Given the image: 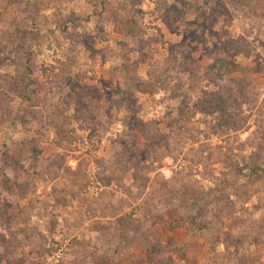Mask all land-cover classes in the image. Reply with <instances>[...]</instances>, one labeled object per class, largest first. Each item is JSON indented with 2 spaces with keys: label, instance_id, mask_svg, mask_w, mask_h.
I'll return each instance as SVG.
<instances>
[{
  "label": "rangeland",
  "instance_id": "rangeland-1",
  "mask_svg": "<svg viewBox=\"0 0 264 264\" xmlns=\"http://www.w3.org/2000/svg\"><path fill=\"white\" fill-rule=\"evenodd\" d=\"M115 2L0 0V58L6 55L3 33L22 28L29 14L36 18V25L27 30L31 34L24 47L33 51L35 60L30 63L38 74L40 97L36 117L27 123L20 119L28 116L19 98L0 96V181L19 178L26 187L24 194L0 190V207L6 206L13 216L21 211L12 221L0 215V262L101 264L110 257L139 259L138 237L151 231L163 244L173 239L175 251L183 254L182 259L174 256L176 264H236L230 253L242 254L251 264H264V175L255 180L248 174L254 151L264 167V123L258 128L255 122L256 109L264 113V0H259L248 18L241 10L209 5L203 20L194 9V0H121L118 6ZM93 11L101 13L99 18L93 17ZM116 13L123 16L119 25L106 24ZM131 17H135L136 39L126 32ZM200 21L206 36L219 34L215 42L222 49L217 54L236 53L235 63L255 70L252 91L228 98L223 81L218 86L205 76L212 61L205 43L189 42L200 34L196 25ZM84 33L94 46L81 44L79 37ZM120 42L125 51H131L129 68L124 71ZM94 51L106 57L98 54L92 60ZM140 54L143 62L136 67V75L142 79H146L148 65L173 67L180 78L176 99L160 88L144 93L131 87L130 82L136 80L130 69ZM190 67L197 69L190 73ZM78 72H85L84 84L103 95L116 85L131 88V99L140 110L129 115L121 108L107 117L99 114V107L89 116L76 108V102L65 106L67 90L59 85ZM204 96L218 106L220 97L228 103L220 110L209 101L207 110L188 117V111ZM128 115L134 122L156 121L166 144L125 156L124 120ZM175 134L178 139L173 140ZM247 139L254 145L237 146ZM10 158L13 164L7 163ZM59 164L84 177L82 200L70 198L68 188L81 185L75 184L78 179L71 173L62 172ZM231 171L237 175L226 176L225 184L233 180L226 196L221 192L224 183L216 179ZM208 190H216L219 203L209 202L201 223H209L216 205L222 207L212 234L174 219L181 202ZM63 198L70 204L58 202ZM118 217L124 219L121 225ZM99 227H105L104 231ZM231 236L237 238L233 244H229Z\"/></svg>",
  "mask_w": 264,
  "mask_h": 264
},
{
  "label": "trees",
  "instance_id": "trees-1",
  "mask_svg": "<svg viewBox=\"0 0 264 264\" xmlns=\"http://www.w3.org/2000/svg\"><path fill=\"white\" fill-rule=\"evenodd\" d=\"M17 1L22 2V0ZM116 1L117 2L115 3L118 6V3L121 0ZM194 2L195 4H197V6H194V9L197 10L199 19L203 20L208 15L207 7L209 5L220 6L224 10L227 8L228 11L230 9H233L234 11L241 10L243 16L251 17L252 15H254L259 0H194ZM240 4L243 6V8L240 7ZM28 12L30 13L31 11L28 9ZM214 13L216 14L217 18H220L222 16L219 14L218 10L214 11ZM92 15L93 17L99 18L101 13L93 11ZM122 17L123 16L119 15V13H116L112 17V20H109L108 22L106 21V24H109V22H111V24H115L117 22V25H119V22L122 21ZM101 18L103 19L102 16ZM134 18L135 17H131V21L127 23L126 32H128V36L136 39V35L133 30L135 25ZM229 21L230 19H227V21L225 22L228 24ZM35 22L36 18L33 16V14H29L25 17V19L22 20V28L14 27L12 31L3 33L2 39H4L7 44L5 46L6 55L3 58H0V96L4 100H10L12 96H17L23 107H21V110H23L26 113V116H28L27 118H29L27 119L26 117L22 116L20 119L23 122L25 121L27 123L30 119L36 117L37 111L35 110V105L39 102L40 98L39 91L36 88L38 86L36 79V76H38V74L35 75L36 72L33 70L30 63V61L35 60L33 59V51L24 47V41L31 34L27 30L30 26H35ZM250 22V27H253V20H251ZM196 25L198 27L197 30L200 34L197 33L198 35L196 34L195 36H192V38H194L189 39V42L190 44H192L193 42L205 43L204 47L206 48V55L207 57L212 58L211 63L208 64L204 70V74L208 78V80L218 86L223 81V85L226 88L225 91L228 98L233 94H238L237 92L242 93L246 91H252L253 86L251 77L253 76V72L255 70L244 68L240 64L235 63L234 55L236 53L225 51L224 54H217V52L222 49L219 45H217V42H215V40H217L216 36H218L219 34L215 33L206 36L204 34V30L206 29L205 24L200 21L196 23ZM79 41L85 46H87L88 44V46H94L92 42L93 40H90V37L87 33L80 35ZM118 47L123 62L121 71H124L129 68L130 57L128 55L131 51H125V47L122 42L118 44ZM93 53L94 54L91 57L92 60L96 58L98 54L99 56L102 55L106 57L105 53L102 54L103 52L99 53L94 51ZM154 53V51L150 52L149 56L152 57ZM23 58H25V60L24 62H21ZM142 60L143 55L140 54L137 60L134 62L133 68L130 69V72L132 73L131 76H134L136 80V82H130V85H132L131 87L137 91L144 93L151 92L152 88H160L164 92L170 91V98L176 99L179 96V87L176 88V86H178L177 82L180 78L178 74L174 72L173 67L160 69L158 67L148 65V68L145 72L146 79H142L141 77H138L136 75V67L138 66V64H141V62H143ZM188 70L190 71V73L195 71L191 67ZM57 77L59 78L58 74ZM85 78V72H78L72 77L68 76L65 80V83L59 85L61 87V90H67L66 95L63 97L65 106L70 107L73 102H76V108L79 110H84V112L88 113L89 116H94V113H96L97 111L95 109L99 107V114H103L107 117H110V111L117 112L121 108H124L126 111H128L129 115L131 114L132 110H136L137 112L140 110L139 106L136 104L137 101L131 99L133 96V90H131V88H121L116 85V87H112V89L108 91V93L103 95L102 93H100V90L96 88H90L86 84H84L83 80ZM110 78H112V76ZM218 100H220L217 101L220 102L219 106L217 105L218 103H216V101L214 103L211 102L210 96H204L203 100L200 101V104H194V108L192 109V111H188V117H193L195 112H204L205 110H207L206 108L209 107V101L211 107L213 106L217 108L218 106L220 110L223 108L222 106L228 103V101L223 99L222 97H220ZM129 115L126 116L124 120L125 140L123 142V148L125 150V156H127L129 153L133 155H140L141 153L148 152L152 149V147L158 149L159 147H163L166 144V140L163 139L164 137L156 121H149L145 123L141 121L134 122L133 120L129 119ZM75 116L77 117L78 115L76 114ZM263 118L264 113L262 112L261 108L258 107L255 111V122L258 125V128L263 127ZM188 120L189 118H187L186 122ZM251 128L252 127H250V129ZM183 135L186 134L184 133ZM171 137L173 140L178 139L177 134ZM188 137L189 136L187 135L183 138ZM253 142L254 141L250 139L241 142L238 141L237 146L239 148H244V146H250L251 144H253ZM252 148L254 147L252 146ZM251 156L252 157L250 159L254 163L252 166H250V168H248V174L254 177L255 180H259L262 175H264V167H261L259 164L260 161L263 160H261V157L258 156L257 152L255 151ZM13 162L14 159L10 158L9 160H7V163L13 164ZM5 166L7 165H4V167ZM58 166L60 167L62 172L71 173L76 179H78V183L75 184L78 186L81 185L80 188H78L79 190H74L75 185L72 184L68 188V194L73 200H82L80 191H82L83 188L82 186L84 177L77 174L74 168H71L66 164H59ZM222 175V178L219 177L216 180L224 183L221 192H223L227 196V190L233 184V180L230 184H225L226 176L231 175L232 177L236 178L237 174L234 171H231L230 173H223ZM3 188L6 189V191L9 193L13 192L14 190L21 194H24L26 192V187L19 178L18 180H14L11 182L8 179L0 181V190H2ZM215 191L216 190H208L202 194H199L198 196L187 198V201H184L183 203L181 202V205H179V209L174 210V219L177 220L178 223L186 224L187 226H189V228L195 229V231H202L203 229L204 232L206 230L207 234H212V225L219 219V214L222 212L221 205H216L215 210L210 213L208 224H202L201 217L202 212L205 210L209 202H211L210 204L216 202L219 203V200L215 199L217 197V195H215ZM60 201L63 202L62 204H70V201H67L66 199L64 200V198L62 200H59L58 202ZM227 208L228 207H226V209ZM20 212L16 213L17 216H13V214L11 215L6 206H3L2 208L0 207V215H2V218L5 217V221H12L15 217H18ZM116 220L120 225L124 221V219L120 217H118ZM104 229L105 227H99L98 230L104 231ZM149 232H147L148 235L146 234L138 237L137 247L141 250V258L125 260L119 257H110L104 258L101 264H176V259H174V256H176L177 258H181L182 252L175 251L176 249H174L173 239L167 238V244H163L161 243V237L153 238V232ZM211 238L217 239V237L215 236ZM216 239L214 240L216 241ZM236 240V237L231 236L229 244H233ZM229 255L230 259L232 258V261L236 264H251L249 261H245V258H243L242 254L237 255L230 253ZM0 264H2V261L0 262ZM5 264H11L9 262V259H6Z\"/></svg>",
  "mask_w": 264,
  "mask_h": 264
}]
</instances>
